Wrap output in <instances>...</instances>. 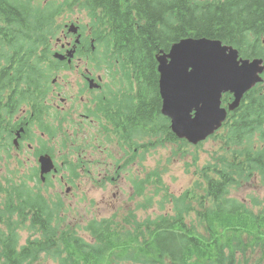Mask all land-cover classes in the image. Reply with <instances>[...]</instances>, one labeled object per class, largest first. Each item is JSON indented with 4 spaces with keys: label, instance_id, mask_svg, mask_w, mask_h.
<instances>
[{
    "label": "trees",
    "instance_id": "16d2710c",
    "mask_svg": "<svg viewBox=\"0 0 264 264\" xmlns=\"http://www.w3.org/2000/svg\"><path fill=\"white\" fill-rule=\"evenodd\" d=\"M74 5L88 12L92 37L106 48L104 60L126 70L128 86L136 85L139 93L147 83V90L156 87L155 56L183 38L217 39L237 49L243 59L264 60V0H0V101L5 91L11 104L29 100L30 89L45 93L52 71L43 60L54 63L51 41L62 28L56 18L73 12ZM230 100V95L223 97L225 103ZM159 117L156 109L149 115H140L139 110L138 134H145V123L150 121L154 138L176 141L169 129H162ZM220 132H225L217 135L222 154L196 171L192 189L170 196L174 217L147 220L152 227L145 232L133 214L128 217L143 241L117 233L118 226L110 220L89 225L93 244L72 231H59L52 222L58 202L49 204L34 188L24 190L25 182L15 187L0 176L2 193V181L9 183L0 202V223L8 229L0 226V264H39L41 255L57 256L59 264H114L131 247L140 256L135 260L141 258L143 264H264V200L253 198L250 206L247 200L231 196L237 176L252 181L258 175L264 180L261 85L244 96ZM138 195L145 197L138 206L146 210L151 198L142 187ZM184 215L192 216L189 225ZM22 227L38 237H29L20 246L16 229ZM255 251H259L257 260L247 257V252Z\"/></svg>",
    "mask_w": 264,
    "mask_h": 264
},
{
    "label": "flooded vegetation",
    "instance_id": "af4514ba",
    "mask_svg": "<svg viewBox=\"0 0 264 264\" xmlns=\"http://www.w3.org/2000/svg\"><path fill=\"white\" fill-rule=\"evenodd\" d=\"M212 1L223 0H199L200 3ZM70 24L79 27L78 43L76 36L67 32L66 26ZM68 25L64 26L53 51L65 60H54L55 73L45 93L36 94L30 102L19 106L10 104L6 98L0 101V149L7 160L15 152L19 167L25 164L23 158L28 154L32 164L22 181L33 182L34 191L56 202L61 198L55 193L56 186L65 188L67 198L83 197L94 185L100 188L130 185V197L136 199L133 191L136 182L152 180L153 170L145 163L154 148L150 121L145 123V134H138L139 110L140 115H149L156 109L161 115L159 118L165 120L158 119L162 129L169 128V121L161 114L157 82L156 87L149 90L147 83L141 93L136 85L128 86L125 76L128 72L119 64L104 60L106 48L96 44L92 29L84 32L78 21ZM67 53L70 56L67 57ZM104 69L111 75L110 85L105 83V74L101 73ZM117 73H120L118 79ZM61 74L75 76L74 96L62 91L58 79ZM118 81L119 88L113 90L112 84ZM50 95L52 98L48 100ZM88 129L93 134H89ZM100 148L105 149L104 158L97 154ZM42 160L52 166L43 174ZM6 187H3L4 193Z\"/></svg>",
    "mask_w": 264,
    "mask_h": 264
},
{
    "label": "rangeland",
    "instance_id": "374dc122",
    "mask_svg": "<svg viewBox=\"0 0 264 264\" xmlns=\"http://www.w3.org/2000/svg\"><path fill=\"white\" fill-rule=\"evenodd\" d=\"M39 1L42 2V0ZM43 1H54L59 3L63 0ZM73 10V12L64 13L60 17L56 18V22L61 25L62 28L58 30V33H56L55 39L51 41V53H53V51H56V41L57 39L61 38L64 26L68 25L70 22L78 21L84 32L90 31V17L88 12L86 10H80V8H78V5H74ZM168 51L169 49L165 50L164 53H167ZM96 73H98V71H96ZM101 73L105 74V83L110 85L112 83L110 81L111 75L109 74V78L105 69ZM112 73L113 72L111 71V74ZM119 77L120 73H117L116 79H118ZM74 78L75 76L71 74H61L58 78L59 85L61 86L62 91H69L70 96H74V90L72 88L74 85ZM118 88L119 81L116 85L112 84L113 90H117ZM51 98L52 96L50 95L48 100H50ZM22 110L23 107L20 108V113H22ZM87 132L89 134H93L90 129H88ZM224 134L225 132L220 133V135ZM253 143L256 144L255 138H253ZM219 147L220 143H218L217 136L211 138L208 137L206 140L200 141L197 144L188 145V147H184L182 151H179L178 145L173 143L166 142L154 145L153 152H151L146 157L145 164H147V166H151L149 170L158 172L159 176L157 178L154 176L152 181L151 194L148 193L149 195H151V207H149L147 211L144 208L140 209L138 207L134 210L135 215L137 216V220L142 221L144 219H155L160 215L174 217L176 211L174 209L170 196L174 195L178 197L183 192L192 189L197 179L196 171L201 170L206 164L210 163L212 158L216 156L218 152L220 153V155L222 154L219 151ZM97 154H99L101 158H104L105 149H98ZM11 156L12 157L7 160V157L4 156L2 149H0V175L3 177L5 175V178L9 181L11 186L18 187L21 183H23L21 178H26L32 163L29 160L28 154H25V158H23L25 160V164L19 167V165L17 164L18 157H16V153L12 152ZM96 157L99 156L97 155ZM6 169H8L10 172L4 173ZM118 175L120 176L121 174ZM246 179L247 177L245 175L237 176L236 183L233 185L234 188L231 191V196L235 197V199L238 201L247 200L248 202L246 203L250 206L253 205V198L257 199L258 201H263L264 180H262L258 175H255L252 181H246ZM9 183L3 182L4 186L7 187L9 186ZM25 183L26 186L24 190L32 188L33 182L27 181ZM115 184L118 185L119 182ZM156 188H159V192L156 191ZM64 191L65 188L56 186L55 193H59L61 195V198L59 197L57 199V202L60 206L54 209L52 220L53 225L59 231H72L76 236L82 237L89 244L94 243V240L91 238L88 231L89 225L91 223H93L94 221L100 222L104 219H111L113 215H115L117 219H121L128 213L126 210H124L125 207L134 208L135 206L133 202L134 200L130 198V185H122L120 187L106 186L104 188H100L99 186L94 185V187L89 188V192L83 197L72 195L65 198ZM133 191L136 193L137 189L134 188ZM0 195V202H2V200L4 199V195ZM48 195H50L49 192ZM47 199H49L47 200L49 204L51 201L56 202L52 197H48ZM141 201L142 199H138L139 203ZM161 201H163V209L160 208ZM1 207L2 206L0 204V208ZM255 210L257 211L258 208H255ZM123 211L126 212L124 213ZM191 217L192 216L184 215V220H186V223L189 224ZM2 224L4 223L1 222L0 226L4 229L5 232H8V229ZM12 228L14 229L16 228V226ZM16 232L20 246L26 244L29 237H38V235L29 228H17ZM139 241H142V239ZM147 243L151 244L149 240H147ZM135 252L137 251H134V248L131 247L127 255L123 259H114V264H143L141 258H139L138 261L134 260L133 253ZM246 255L250 259L257 260L259 258V251H255L254 253L247 252ZM38 263L59 264L58 257L52 255H41ZM147 264L152 263L148 262Z\"/></svg>",
    "mask_w": 264,
    "mask_h": 264
},
{
    "label": "water",
    "instance_id": "95a60500",
    "mask_svg": "<svg viewBox=\"0 0 264 264\" xmlns=\"http://www.w3.org/2000/svg\"><path fill=\"white\" fill-rule=\"evenodd\" d=\"M68 32L76 34V26L71 25ZM54 58L63 59L58 54ZM155 59L161 113L170 119L175 136L191 144L206 140L220 128L226 118V110L221 108L223 94L233 96L228 107L233 111L244 94L263 81V60L241 59L237 50L218 40L183 38ZM51 168L42 160V174Z\"/></svg>",
    "mask_w": 264,
    "mask_h": 264
},
{
    "label": "bare ground",
    "instance_id": "6f19581e",
    "mask_svg": "<svg viewBox=\"0 0 264 264\" xmlns=\"http://www.w3.org/2000/svg\"><path fill=\"white\" fill-rule=\"evenodd\" d=\"M75 138V137H74Z\"/></svg>",
    "mask_w": 264,
    "mask_h": 264
}]
</instances>
